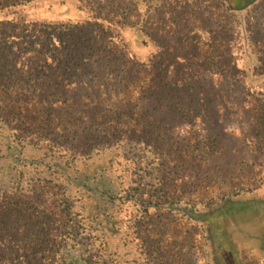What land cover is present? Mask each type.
Listing matches in <instances>:
<instances>
[{
    "label": "trees",
    "instance_id": "obj_1",
    "mask_svg": "<svg viewBox=\"0 0 264 264\" xmlns=\"http://www.w3.org/2000/svg\"><path fill=\"white\" fill-rule=\"evenodd\" d=\"M40 1L0 0L5 264H158L141 227L162 215L196 229L213 264H264V30L248 18L264 0H77L85 17L69 23L20 15ZM205 75L220 76L225 106L244 91L248 136L191 126L176 139L153 116L191 112L182 93ZM227 135L239 145L223 152ZM204 155L225 167L200 177Z\"/></svg>",
    "mask_w": 264,
    "mask_h": 264
},
{
    "label": "rangeland",
    "instance_id": "obj_2",
    "mask_svg": "<svg viewBox=\"0 0 264 264\" xmlns=\"http://www.w3.org/2000/svg\"><path fill=\"white\" fill-rule=\"evenodd\" d=\"M44 8L49 9V12L46 14V16L42 14ZM259 9H262L260 11L264 12V8L259 7ZM260 11L255 10L254 12L256 13H250L248 16L249 20L252 19L256 21V23L253 25L256 31L257 28H262L264 30V19L259 17ZM205 12L207 15L211 14L210 6H207ZM20 15L28 19L37 15H41V17L44 16L43 19H47L48 17V19L53 21L68 23L70 21H75L85 17L84 14L77 8V0H45V3L40 1L33 4L30 8L28 7L26 10H24V12L21 11ZM117 36L125 39L126 42H128L129 36L127 33L123 34L122 31L117 30L116 37ZM263 36L264 32H261V34L258 35V37L261 39L264 38ZM149 49H151V47H149ZM141 55L146 57V53ZM69 76L70 74H68L66 71L63 75V78ZM204 77L206 79L203 83H201V87L203 88L200 89L199 87H196L192 92L184 91L182 93L183 99L186 97L193 98L191 112L181 115V113H176L168 108H158L157 110H153V116L157 119L160 125H164L163 127L171 126V134H173L174 138L176 139H181V137H187L191 135L189 128L191 126H193L195 133L198 131V137L201 138H206L208 134L217 133L221 131V129L227 127H233L232 129L235 130V133L239 137L248 136L251 133L250 130L252 127V125L249 123L251 109H247L242 103L245 97L244 91L239 87L233 88L230 91H227V88L221 87L223 91H227L225 94L232 97L231 102L233 105L225 106L220 102V98H217L219 95L216 94L220 93L213 90L214 87L216 88L218 85L222 86L220 83V76L219 78L216 75H214L212 78L209 75H205ZM75 80H77V78H75ZM209 81L213 83H209ZM92 85H94V83ZM181 91H183V89H181ZM200 92L203 93V96L200 94ZM59 95H69L68 100H66V103L70 105L67 115L77 119L78 115L74 112L80 109L78 108V99L75 93L71 90H64V92L60 93ZM199 97L205 98L206 101H201L200 105H198L197 100ZM166 102L168 101L161 103L165 104ZM206 102L207 106H205ZM81 106L82 105H80V107ZM189 120H193V122L189 123ZM212 121L217 122L212 123ZM199 122L201 123V126L199 125ZM98 140L99 138H95L91 141L96 142ZM168 143H170V141ZM208 143L209 138L202 142V144ZM220 143L223 145V152L231 151L230 147L228 146L235 148L239 145L237 141L228 135L223 140H221ZM204 156L205 159H203L201 162L202 170L198 172L200 177L203 178L205 175L211 174V171H216L223 165L225 167L226 161L223 157L215 158L213 160L207 155ZM209 164L212 166L217 165V167L212 168V166L210 167ZM207 168L212 170H209V172L205 173ZM186 169L187 167H184V171H186ZM202 182H204L203 179H199L197 184ZM197 187L198 190L200 187L199 185H197ZM192 188H196V185H192ZM156 220L158 223L156 224V222L153 221V223H151L153 226H151V224H147V226L143 225L141 227L142 230L147 229L148 231L146 238H148L149 251L151 255L150 257L152 261L158 264H213L211 259L207 260L202 247L203 241L196 229L193 227L185 228L184 222L181 221L179 217H176L175 220H168L167 217L162 215L161 218L158 217ZM154 225H156V227ZM136 231V227H133L132 225L130 236H134L137 233ZM11 255L13 256L12 253ZM153 258H155V260ZM5 261L6 260H3V256H1L0 264H5Z\"/></svg>",
    "mask_w": 264,
    "mask_h": 264
}]
</instances>
